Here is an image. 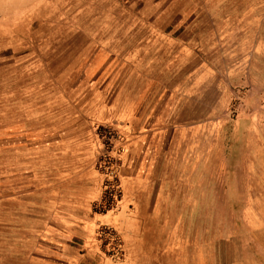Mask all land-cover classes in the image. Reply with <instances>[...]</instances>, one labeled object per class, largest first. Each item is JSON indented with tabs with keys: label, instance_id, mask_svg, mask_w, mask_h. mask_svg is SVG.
Here are the masks:
<instances>
[{
	"label": "rangeland",
	"instance_id": "1",
	"mask_svg": "<svg viewBox=\"0 0 264 264\" xmlns=\"http://www.w3.org/2000/svg\"><path fill=\"white\" fill-rule=\"evenodd\" d=\"M0 264H264V0H0Z\"/></svg>",
	"mask_w": 264,
	"mask_h": 264
},
{
	"label": "crops",
	"instance_id": "2",
	"mask_svg": "<svg viewBox=\"0 0 264 264\" xmlns=\"http://www.w3.org/2000/svg\"><path fill=\"white\" fill-rule=\"evenodd\" d=\"M74 145L76 146L77 143H74ZM75 146L73 152L74 154H77L78 150L76 149ZM82 149H87V147L83 143H81L80 145V151ZM73 166L74 165L71 166L68 165V168L64 169L63 174L59 175V177L63 179L62 180L63 182L58 181L57 183L48 186V190L52 193V195L55 196L53 197L55 198L57 205L58 204L60 205L58 210H60L63 213H66L69 218L76 216L75 213L78 211H84L87 213L91 208V204H93L95 201H99L103 195L102 184L100 181L97 180V178L92 180V182H90L89 181L90 179H88V177L90 176V172L86 174H82L84 170L82 169L79 170V168L73 169L72 172L70 173L69 168L70 167L72 168ZM82 167L83 166H81V168ZM86 169L88 170V168ZM34 191L40 192L42 190L40 191L34 190ZM44 199H45L44 202H47V198ZM30 200H34V202L42 204V198H35V199L32 198ZM26 208L28 207L26 206Z\"/></svg>",
	"mask_w": 264,
	"mask_h": 264
}]
</instances>
